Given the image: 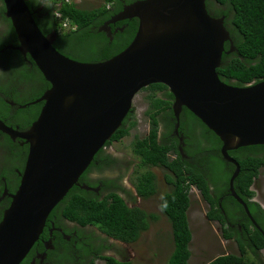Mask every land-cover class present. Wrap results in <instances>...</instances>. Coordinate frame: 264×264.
<instances>
[{"label":"water","instance_id":"obj_1","mask_svg":"<svg viewBox=\"0 0 264 264\" xmlns=\"http://www.w3.org/2000/svg\"><path fill=\"white\" fill-rule=\"evenodd\" d=\"M3 1L18 36L17 48L31 55L51 86L34 101L44 104L29 128L0 119V131L29 144L20 185L0 221V264L21 263L52 210L134 111L136 95L153 83L167 85L174 95V133L179 135L185 106L219 136L223 158L235 165L230 194L261 229L235 190L241 168L229 151L264 145V80L238 86L220 78L223 53L237 48L225 17L213 16L206 0L125 4L99 30L112 39L111 24L137 18V32L123 51L98 62L61 53L54 46L57 33L44 34L27 0Z\"/></svg>","mask_w":264,"mask_h":264},{"label":"trees","instance_id":"obj_2","mask_svg":"<svg viewBox=\"0 0 264 264\" xmlns=\"http://www.w3.org/2000/svg\"><path fill=\"white\" fill-rule=\"evenodd\" d=\"M103 1L98 7L83 8L72 0H55L59 5L60 19L52 16V9H49V13L43 17L35 19L44 34L57 33L54 46L61 53L81 61H102L123 51L131 43L138 29V19L133 18L111 24L112 39L105 31H100V26L119 13L125 4L136 0ZM219 1L231 4L233 8L230 17L225 16V25L237 48L231 53H223L222 64L217 68L220 78L238 86L264 80V0ZM27 3L29 6L33 4L38 7L41 0H27ZM224 12L220 11L212 15L221 17ZM225 14L228 15L227 12ZM125 24L126 26H123ZM73 25L76 26L75 31L72 30ZM122 26L123 30H117V27ZM225 47L228 50L230 43L226 42ZM25 66L27 61L22 56V67ZM10 67L15 68L16 65L13 62L4 64L3 70ZM38 70L37 75H41L42 84L28 99L41 97L44 90L51 86L39 68ZM9 75L15 77L17 73L12 71ZM33 75L25 73L24 70L22 72L23 79ZM143 90L150 91L147 95L149 107L146 111L150 129L145 136H136L134 140V153L140 159V168H145L144 171L139 170L140 174L135 185L142 198H151L157 193L158 188L157 176L149 167L160 166L169 171L165 178L171 185V190L164 194L169 207L163 213L172 226L174 248L166 264H189L192 256L190 244L193 234L189 209L192 203L190 191L193 186L199 189L202 197L209 204L208 218L220 221L224 236L235 237L240 246V254L224 253L208 264H262L261 257V263H256L259 259L256 252L264 248V233L261 231V229L264 231V207L253 200L255 191L252 187L261 168L264 167V145L243 146L229 151L238 160L241 168L235 179V190L248 204L253 217L261 227L259 229L249 218L243 205L230 194L229 182L235 165L223 158L221 153L223 143L219 136L184 106L180 114L179 130L187 136L183 150L188 157L185 158L180 151L179 138L173 135L177 122L172 107L173 93L163 83H153ZM19 102L23 103L22 105L28 103ZM2 104L8 106L3 101ZM41 108L42 103L39 102L27 108L17 109L20 129L29 128L39 116ZM2 110H6V107H0V119L15 127L12 120L5 119L7 114H1ZM136 125L134 113H129L106 145L120 141L129 135ZM0 134L10 145H15L9 135L2 131ZM24 144L19 145L17 149H11L10 165L4 164L2 175L12 178L15 167L20 170L24 168L29 152V144ZM102 152L101 149L98 153ZM172 154L176 156L173 157ZM88 170L90 167L86 172ZM105 170L107 169H99L102 175ZM86 172L81 178H86ZM86 182L90 184L88 180ZM103 182L106 185L109 183L107 178ZM64 201L68 202L64 210L70 219L82 225L98 226L108 236L128 243L138 241L142 233L149 230L151 224L159 219L156 213L138 206H130L119 192L113 190L101 199L92 191L75 185L60 203ZM101 250L93 256L89 264H95L96 259L104 260L105 264H132L104 254ZM249 253L257 258L248 257Z\"/></svg>","mask_w":264,"mask_h":264},{"label":"flooded vegetation","instance_id":"obj_3","mask_svg":"<svg viewBox=\"0 0 264 264\" xmlns=\"http://www.w3.org/2000/svg\"><path fill=\"white\" fill-rule=\"evenodd\" d=\"M206 4L211 14L219 13L220 11L227 12L228 15H226L225 12L222 13L221 16L224 17H230L231 11L233 9L231 4L222 3L219 0H206ZM29 7L34 12L36 19L38 17H43L50 11L49 9L44 8L42 5L35 7L32 4V6ZM123 26H126V24ZM18 45L19 41L17 33L10 18L6 15V5L3 0H0V107H6V110H2L1 114H7L5 119L12 120L15 127L20 128V124L17 122L19 120L17 117V109H22V107L27 108L35 105L34 101L40 97L36 99L28 98L33 93H36V90L40 88L42 82L40 80L41 75H37L39 70L37 65H35V61L30 54H23L17 48ZM2 54H4V56H1ZM22 56L24 60L27 61V66L25 67H22ZM11 62H13L16 67H10L3 70V65H8ZM23 70L27 74L34 75L23 79ZM12 71L17 73L15 77H11L9 75V73ZM48 88H46L44 92ZM2 101L8 106L2 104ZM19 101H26V103L28 102L26 104L28 106L22 105L23 103H20ZM40 103H42L43 106L44 102L41 101ZM173 135L179 138V147L182 148L183 156L187 158L188 155L185 154L183 150L186 146L185 140L187 136L184 135V133L180 130L179 135L174 133V131ZM3 138L4 136L0 134V221L3 218L5 210L11 203V195L16 192L20 185L21 173L25 168L24 166V168L20 170V168L15 167V174H13L12 178L10 176L2 175V168L4 167V164L10 165L9 159L11 158V149H17L19 148V145H25L24 140L21 138L13 140L15 145H10L9 142ZM113 142H110L104 148H102V153H97L94 160L89 165L90 170L86 172L89 167L85 170L86 178H81L83 175L82 174L76 186H79L83 189H85V186H89L90 189L86 190L92 191L101 199H103L110 191L113 190L119 192V194L125 198L130 206H138L143 208L141 203L147 200V198H142L138 194V190L135 185V181L139 176V170H141L140 159L136 156V154L135 157H132L131 159H121L118 157L116 151L112 149ZM172 156L175 157L176 155L172 154ZM152 167L161 168L167 172L166 168L164 167ZM100 168L107 169L103 175L99 171ZM135 173H137L136 179L134 182L129 183V176ZM166 174L167 173L164 174L165 177ZM106 178L109 182L107 184L108 186L103 182V180ZM86 180H88L90 184H88ZM9 184L11 187H9ZM61 201H63V199ZM59 203L48 216L43 232L41 233L39 239L35 242L33 247L29 250L20 264H89L93 256L97 255L101 249L102 253L104 254L132 263L134 260V253H131L130 251L125 253L124 250L118 246V243L120 242L127 244L130 243L108 236L103 231H101L98 226L92 224L82 225L81 223L70 219L64 210L68 202L64 201L63 203H60V205ZM239 228L241 229V227ZM97 248L100 250H97ZM262 250H264V248L257 250L256 252L259 258L258 261L260 260V257H262ZM127 254L129 255L128 257ZM97 260L102 259H96V261ZM261 260L263 259L261 258Z\"/></svg>","mask_w":264,"mask_h":264},{"label":"rangeland","instance_id":"obj_4","mask_svg":"<svg viewBox=\"0 0 264 264\" xmlns=\"http://www.w3.org/2000/svg\"><path fill=\"white\" fill-rule=\"evenodd\" d=\"M83 8H94L100 6L103 0H72ZM149 90H141L134 99V119L137 125L131 129L129 135L120 141L112 143V149L116 151L121 159H131L135 157L134 140L136 136H145L149 129V118L146 114L148 110L147 95ZM157 175V193L151 198L141 203L146 210L156 213L159 216L154 221L150 229L143 232L138 241L134 243H118V246L125 253L130 251L134 253L132 264H166L173 248L172 226L168 217L159 211L161 203L160 196L171 190V185L167 183L164 176L165 170L157 167H149ZM144 169H141L143 171ZM140 174V171H139ZM137 173L129 176L128 182L132 183L136 179ZM255 196L253 200L257 201L264 207V167L261 168L260 174L253 185ZM191 207L189 209L190 227L193 238L190 244L192 256L189 264H208L211 260L224 253L240 254V246L235 237L226 238L220 221L209 219L207 214L209 204L202 197L199 189L192 187L191 191ZM262 264H264V250L261 251ZM250 254V253H249ZM129 255L127 254V257ZM248 257L256 259L255 255L250 254ZM260 263V261L256 262ZM96 264H105L104 260H97Z\"/></svg>","mask_w":264,"mask_h":264},{"label":"clouds","instance_id":"obj_5","mask_svg":"<svg viewBox=\"0 0 264 264\" xmlns=\"http://www.w3.org/2000/svg\"><path fill=\"white\" fill-rule=\"evenodd\" d=\"M40 5H42L46 9H52L53 10L52 11V16L59 17V11H58L59 5H57L55 3V0H42ZM106 6L107 7H111V5H106ZM72 30L73 31L76 30V26L75 25L72 26ZM174 199H175V197H173V200ZM160 200H161V203L158 206L159 207V211L162 212V213L166 212L168 207H169V203H168V200H167L166 196L164 194H161Z\"/></svg>","mask_w":264,"mask_h":264},{"label":"built area","instance_id":"obj_6","mask_svg":"<svg viewBox=\"0 0 264 264\" xmlns=\"http://www.w3.org/2000/svg\"><path fill=\"white\" fill-rule=\"evenodd\" d=\"M60 17H61V13H59V17L58 18L60 19Z\"/></svg>","mask_w":264,"mask_h":264},{"label":"bare ground","instance_id":"obj_7","mask_svg":"<svg viewBox=\"0 0 264 264\" xmlns=\"http://www.w3.org/2000/svg\"><path fill=\"white\" fill-rule=\"evenodd\" d=\"M124 21V20H123ZM169 89V88H168Z\"/></svg>","mask_w":264,"mask_h":264}]
</instances>
